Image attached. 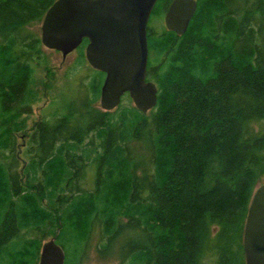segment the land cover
Here are the masks:
<instances>
[{
  "label": "trees",
  "instance_id": "1",
  "mask_svg": "<svg viewBox=\"0 0 264 264\" xmlns=\"http://www.w3.org/2000/svg\"><path fill=\"white\" fill-rule=\"evenodd\" d=\"M54 1L0 0V264H38L49 233L65 239V264H79L94 229L102 254L118 244L120 264H245L264 174V0H196L182 36L148 25L156 106L144 114L122 100L114 113L42 120L21 166L17 136L44 62L41 37L25 27ZM171 1L158 0L151 18Z\"/></svg>",
  "mask_w": 264,
  "mask_h": 264
},
{
  "label": "water",
  "instance_id": "2",
  "mask_svg": "<svg viewBox=\"0 0 264 264\" xmlns=\"http://www.w3.org/2000/svg\"><path fill=\"white\" fill-rule=\"evenodd\" d=\"M158 0H55L41 26L44 48L67 56L84 39L86 59L105 74L100 104L116 109L128 94L146 114L157 104L158 89L147 79V29ZM197 9L196 0H172L166 27L182 35ZM245 264H264V185L254 190L243 232ZM65 251L56 237L42 244L38 264H65Z\"/></svg>",
  "mask_w": 264,
  "mask_h": 264
},
{
  "label": "rangeland",
  "instance_id": "3",
  "mask_svg": "<svg viewBox=\"0 0 264 264\" xmlns=\"http://www.w3.org/2000/svg\"><path fill=\"white\" fill-rule=\"evenodd\" d=\"M164 14L161 19L150 18L149 25L156 33L164 29ZM42 21L43 19L27 25L25 27V32L41 37ZM43 52L44 62L42 65L34 66V73L31 81V94L28 96V100L32 105V114L29 117L27 129L22 132L24 135L18 134L17 136V147L19 146L17 153L19 154L21 166L26 164L25 149L28 145L22 149L20 146H22L25 140L27 143L29 132L37 122L45 119L53 120L52 118L55 117L54 114L57 112L64 114L68 110L71 112L72 109L78 111L79 114L80 112H86L85 109L88 110L89 108L93 110L94 113H96V111H104L100 104V97L92 101L93 89L91 85L94 78L99 80L101 79V75L99 72L95 71L85 59L84 62L81 61L79 56L80 51L74 50V52H71L66 58H63L60 52L44 47ZM122 100L121 107H135L130 96L127 97L125 94ZM85 101H87V103ZM117 110L116 108L110 112L114 113ZM143 147V143L138 145L136 154H140V152L144 153L145 147ZM86 177H89V179L85 181L86 184L92 185L95 172H93L91 167H89ZM91 177L93 180L89 182ZM261 185H264L263 173L261 174L257 187ZM23 233L24 234L20 237L26 238L27 234H25V232ZM54 236L55 235H51V233L45 235L43 242ZM56 240L59 245L65 248V239L61 240L58 237ZM99 242L100 235L97 230L94 229L85 244L79 264H120L119 250L117 249L118 244H113L112 249L108 253L102 254L98 248ZM64 251L67 253V248H65Z\"/></svg>",
  "mask_w": 264,
  "mask_h": 264
},
{
  "label": "flooded vegetation",
  "instance_id": "4",
  "mask_svg": "<svg viewBox=\"0 0 264 264\" xmlns=\"http://www.w3.org/2000/svg\"><path fill=\"white\" fill-rule=\"evenodd\" d=\"M172 2V1H171ZM170 2V3H171ZM170 5V4H169ZM169 7V6H168ZM167 10H168V8L165 10V14H166V12H167ZM165 14H164V18H165ZM164 28L167 30V31H170V32H173V33H175L174 31H171V30H169L167 27H166V25H165V21H164ZM187 30V29H186ZM186 32V31H185ZM177 36H182V35H179V34H177V33H175ZM87 44H88V40L87 39H84L83 41H82V43H81V45L76 49V50H78V52H79V49L81 50L80 51V53H79V56H80V58H81V61L82 62H84V59L87 61V59H86V55H85V51H86V46H87ZM75 50V51H76ZM55 51H57V50H55ZM57 52H60V51H57ZM74 52V51H73ZM72 52V53H73ZM61 53V52H60ZM62 54V53H61ZM71 54V53H70ZM70 54H68V55H70ZM67 55V56H68ZM62 56H63V54H62ZM67 56H63V58H66ZM151 52H150V50H149V53H148V67L151 65L150 63H151ZM87 63H89L88 61H87ZM90 65V64H89ZM91 66V65H90ZM92 67V66H91ZM148 67H147V74H148ZM93 68V67H92ZM94 69V68H93ZM95 71H98V70H96V69H94ZM34 73V72H33ZM33 77V76H32ZM148 79V78H147ZM149 81H152V82H154L153 80H149ZM155 83V82H154ZM156 84V83H155ZM31 107H32V105H31ZM69 112V110L66 112V113H64V114H62V115H65V114H67ZM32 114V113H31ZM58 114H60L59 112H57L56 114H54V116L55 115H58ZM29 117H30V115L27 117L28 118V120H29ZM28 120H27V124H28ZM42 121V120H41ZM41 121H39V122H41ZM56 121V120H55ZM39 122H37L35 125H34V127L39 123ZM33 127V128H34ZM33 128L30 130V132L29 133H31V131L33 130ZM26 129H27V127H26ZM25 129V130H26ZM23 132V131H22ZM22 132H19L18 134H22V136L24 135ZM25 138V137H24ZM18 145V144H17ZM27 146V143H26V140H25V142L22 144V146H20V148L22 149L23 147H26ZM16 149H17V151L19 150V146L17 147L16 146ZM16 156L18 157V159H19V163H20V165H21V161H20V158H19V154L18 153H16ZM21 167V166H20ZM21 171H22V168H21Z\"/></svg>",
  "mask_w": 264,
  "mask_h": 264
},
{
  "label": "bare ground",
  "instance_id": "5",
  "mask_svg": "<svg viewBox=\"0 0 264 264\" xmlns=\"http://www.w3.org/2000/svg\"><path fill=\"white\" fill-rule=\"evenodd\" d=\"M149 22H150V20H149ZM149 25V24H148ZM44 243V242H43Z\"/></svg>",
  "mask_w": 264,
  "mask_h": 264
}]
</instances>
